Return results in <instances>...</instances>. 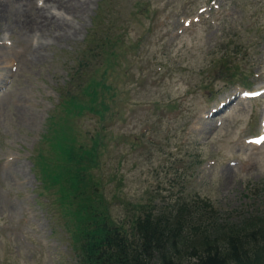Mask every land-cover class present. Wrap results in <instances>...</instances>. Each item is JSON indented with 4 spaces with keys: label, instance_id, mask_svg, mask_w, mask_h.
<instances>
[{
    "label": "rangeland",
    "instance_id": "374dc122",
    "mask_svg": "<svg viewBox=\"0 0 264 264\" xmlns=\"http://www.w3.org/2000/svg\"><path fill=\"white\" fill-rule=\"evenodd\" d=\"M136 1L103 3L117 27L95 55L101 0L67 16L77 31L62 40L28 34L27 1L0 0V264H76L78 219L36 198L33 161L59 177L97 133L91 172L124 226L193 201L220 226L264 221V94L238 95L264 87V0ZM228 52L249 87L220 72ZM63 86L78 99L60 107Z\"/></svg>",
    "mask_w": 264,
    "mask_h": 264
},
{
    "label": "trees",
    "instance_id": "16d2710c",
    "mask_svg": "<svg viewBox=\"0 0 264 264\" xmlns=\"http://www.w3.org/2000/svg\"><path fill=\"white\" fill-rule=\"evenodd\" d=\"M135 3L145 5L143 1ZM111 28H100L109 38L95 30V43L103 45H95V52L98 48L107 52V41L110 45L113 41ZM221 57L220 72L222 68L227 71L228 80L240 77L242 73L236 71L229 52ZM88 109L98 114L94 105ZM99 144L101 140L96 146ZM88 151L77 155L70 150L72 166L54 181L60 189L59 204L68 208L73 218L78 216L77 264H264V221L241 227L220 226L212 219L210 203L183 202L168 214L143 209L128 227L124 226L112 217L103 193L95 190V177L88 172L95 167V147ZM42 174L48 181L41 178L43 189L54 185ZM41 195L43 192L38 191ZM207 221L211 228L203 227Z\"/></svg>",
    "mask_w": 264,
    "mask_h": 264
},
{
    "label": "bare ground",
    "instance_id": "6f19581e",
    "mask_svg": "<svg viewBox=\"0 0 264 264\" xmlns=\"http://www.w3.org/2000/svg\"><path fill=\"white\" fill-rule=\"evenodd\" d=\"M25 1L28 2L27 5L30 8V11L33 12V19L26 28L28 34L40 33L42 34L41 37L43 39L50 37L54 38L55 40H62L67 38L66 36H70L71 33L74 34L77 30L76 28H73L68 22L67 16L77 11L83 13L87 11L93 3L92 0ZM36 38L39 39V34L36 36ZM35 54L36 57L39 58V53L37 52Z\"/></svg>",
    "mask_w": 264,
    "mask_h": 264
}]
</instances>
